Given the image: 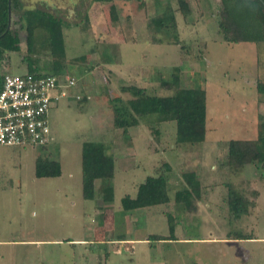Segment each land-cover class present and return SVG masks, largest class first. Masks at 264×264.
<instances>
[{
	"label": "rangeland",
	"instance_id": "obj_1",
	"mask_svg": "<svg viewBox=\"0 0 264 264\" xmlns=\"http://www.w3.org/2000/svg\"><path fill=\"white\" fill-rule=\"evenodd\" d=\"M177 1L18 0L20 11H43L68 26L60 75L75 84L50 106L45 147H0V264H264V170L226 164V143L255 140L264 121V96L255 91L264 82V43L221 41L220 0H185L187 15ZM166 5L174 29L170 23L155 28L151 21ZM16 16L10 15V28L19 51L5 54L0 71L23 74L25 58L48 72L54 59L46 32L35 29L27 51ZM194 86L205 92L202 143L177 144L174 124L154 116L141 118L126 136L113 128L112 100L132 99L129 87L168 96ZM83 142L101 144L113 158L110 203L98 194L81 196ZM37 158L57 161L60 175L35 178ZM187 172L200 184L191 209L174 201ZM158 174L167 178L169 202L122 211L120 199L132 198L145 177ZM227 185L246 199V215L230 213ZM165 214L173 219L174 240H148L168 237ZM231 233L254 240L222 241Z\"/></svg>",
	"mask_w": 264,
	"mask_h": 264
},
{
	"label": "trees",
	"instance_id": "obj_2",
	"mask_svg": "<svg viewBox=\"0 0 264 264\" xmlns=\"http://www.w3.org/2000/svg\"><path fill=\"white\" fill-rule=\"evenodd\" d=\"M113 1H141V0H91L92 3L110 4ZM178 9L187 15L188 5L185 0H178ZM9 10V21L8 19ZM17 14L19 28L25 32V44L30 51L32 35L35 29L46 32L47 46L53 62L47 75L59 76L62 73L61 61L64 57L62 29L68 28L63 21L51 14L39 10L20 11L18 0H0V63L7 53L19 51V38L10 26V15ZM86 21V16H84ZM152 25L160 28L170 23L172 28L173 17L170 7L165 6V11L160 17L153 19ZM217 33L221 41L237 43H264V0H220L218 12ZM176 44V42H175ZM28 73H39L36 67L25 58ZM5 71H0V87ZM176 80V78H174ZM133 98L122 102L120 99L112 100V125L121 130L126 136L129 128L139 124L145 116H154L158 123L172 122L175 129L177 144L195 145L202 143L205 135V92L200 87L179 88L168 96L147 95L143 89L129 87ZM258 95L264 96V82L255 84ZM257 135L253 141L230 140L226 143V164L231 170L237 171L240 167L251 164L256 170H264V121L256 127ZM41 147H45L41 146ZM165 169L169 170L165 165ZM60 175L59 163L47 158H37L34 161L35 178H55ZM185 187L175 193L174 201L183 202L189 209L192 201L200 198L199 182L193 172L182 173ZM113 158L106 153L105 148L99 143L83 142L80 146V185L81 196L84 200H91L98 194L104 203H110L113 198ZM98 183V190H96ZM227 199L230 213L234 218H239L248 213L250 207L246 199L231 185H227ZM169 202L167 194V178L164 174L147 176L137 185L135 194L120 199V207L124 212L138 209L152 208ZM168 226V237L157 235L149 236L150 241L174 240L173 219L165 214ZM228 239L247 240L252 236L231 233Z\"/></svg>",
	"mask_w": 264,
	"mask_h": 264
},
{
	"label": "built area",
	"instance_id": "obj_3",
	"mask_svg": "<svg viewBox=\"0 0 264 264\" xmlns=\"http://www.w3.org/2000/svg\"><path fill=\"white\" fill-rule=\"evenodd\" d=\"M74 84L75 80L65 75L4 74L0 87V147L48 144L50 106L68 97V90Z\"/></svg>",
	"mask_w": 264,
	"mask_h": 264
},
{
	"label": "crops",
	"instance_id": "obj_4",
	"mask_svg": "<svg viewBox=\"0 0 264 264\" xmlns=\"http://www.w3.org/2000/svg\"><path fill=\"white\" fill-rule=\"evenodd\" d=\"M33 67H36L37 68V71L39 72V73H43V72H41V70H39L40 68L38 67V66H33ZM26 69H27V66H26ZM47 73V72H46ZM50 133V132H49ZM47 145V144H46ZM45 145V146H46ZM59 167H60V165H59ZM260 197V196H259ZM221 240V239H220ZM247 240H254V239H247ZM222 241H225V242H234V241H237V240H222ZM238 241H240V240H238ZM80 242V241H79Z\"/></svg>",
	"mask_w": 264,
	"mask_h": 264
},
{
	"label": "water",
	"instance_id": "obj_5",
	"mask_svg": "<svg viewBox=\"0 0 264 264\" xmlns=\"http://www.w3.org/2000/svg\"><path fill=\"white\" fill-rule=\"evenodd\" d=\"M7 20L9 21V10H8V19Z\"/></svg>",
	"mask_w": 264,
	"mask_h": 264
}]
</instances>
